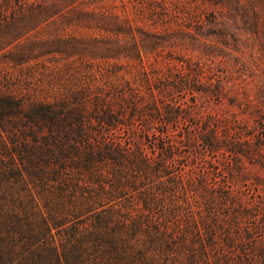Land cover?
Masks as SVG:
<instances>
[{
  "label": "trees",
  "instance_id": "1",
  "mask_svg": "<svg viewBox=\"0 0 264 264\" xmlns=\"http://www.w3.org/2000/svg\"><path fill=\"white\" fill-rule=\"evenodd\" d=\"M97 76L53 98L0 95V264H264V152L194 120L167 86ZM181 123L206 157L188 159L196 143L169 132Z\"/></svg>",
  "mask_w": 264,
  "mask_h": 264
},
{
  "label": "rangeland",
  "instance_id": "2",
  "mask_svg": "<svg viewBox=\"0 0 264 264\" xmlns=\"http://www.w3.org/2000/svg\"><path fill=\"white\" fill-rule=\"evenodd\" d=\"M99 72L103 82L133 75L167 86L194 120L213 123L236 148L264 152V13L251 0H0V95L28 86L58 97ZM169 132L196 143L188 159L207 156L193 149L190 125ZM213 157L231 163L228 152ZM241 163L246 178L263 175L254 159Z\"/></svg>",
  "mask_w": 264,
  "mask_h": 264
}]
</instances>
